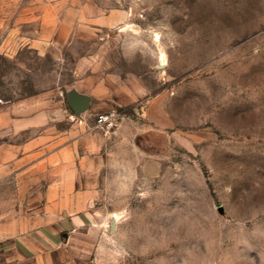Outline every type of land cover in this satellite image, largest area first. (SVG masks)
Wrapping results in <instances>:
<instances>
[{
    "label": "rangeland",
    "instance_id": "374dc122",
    "mask_svg": "<svg viewBox=\"0 0 264 264\" xmlns=\"http://www.w3.org/2000/svg\"><path fill=\"white\" fill-rule=\"evenodd\" d=\"M92 1L118 25L42 55L34 41L85 1L0 0V105L65 89L87 56L144 83L95 118L110 145L89 264H264V0ZM0 264H18L9 246Z\"/></svg>",
    "mask_w": 264,
    "mask_h": 264
},
{
    "label": "crops",
    "instance_id": "0c3cea01",
    "mask_svg": "<svg viewBox=\"0 0 264 264\" xmlns=\"http://www.w3.org/2000/svg\"><path fill=\"white\" fill-rule=\"evenodd\" d=\"M84 1L31 48L46 55L118 25V13ZM74 74L65 89L0 105V245L18 264H89L101 234L91 208L110 145L95 118L144 96L141 78L100 55L81 59Z\"/></svg>",
    "mask_w": 264,
    "mask_h": 264
},
{
    "label": "built area",
    "instance_id": "2783aa9c",
    "mask_svg": "<svg viewBox=\"0 0 264 264\" xmlns=\"http://www.w3.org/2000/svg\"><path fill=\"white\" fill-rule=\"evenodd\" d=\"M121 118V114L115 110L101 113L97 116L96 127L105 133H110L117 128Z\"/></svg>",
    "mask_w": 264,
    "mask_h": 264
},
{
    "label": "snow or ice",
    "instance_id": "6c2138e0",
    "mask_svg": "<svg viewBox=\"0 0 264 264\" xmlns=\"http://www.w3.org/2000/svg\"><path fill=\"white\" fill-rule=\"evenodd\" d=\"M161 59H163V57H161Z\"/></svg>",
    "mask_w": 264,
    "mask_h": 264
}]
</instances>
